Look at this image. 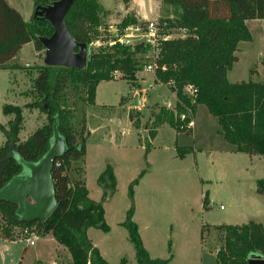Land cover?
Wrapping results in <instances>:
<instances>
[{"label":"trees","instance_id":"16d2710c","mask_svg":"<svg viewBox=\"0 0 264 264\" xmlns=\"http://www.w3.org/2000/svg\"><path fill=\"white\" fill-rule=\"evenodd\" d=\"M53 1L56 0L34 1V4L48 5ZM160 2L173 7L176 12L172 18L159 20L164 31L182 28L186 32L184 37L164 41L155 59L157 79L169 85L176 102L174 109L160 107L153 112L144 143L145 153L156 135L155 130L163 124L177 132L190 133L191 127L187 124L192 121L196 106L203 104L217 119L222 137L234 145L237 152L262 157L264 163V82L251 78L229 82L226 77L227 71L238 60L235 54L238 42L252 39L246 21L264 19V0ZM104 13L97 0H73L64 18L65 26L77 43L89 46L92 37L98 34L97 25ZM136 23L133 16H126L119 23L120 33ZM52 32L51 24L45 19L24 21L6 0H0V69L20 68L10 61L21 47L33 42L34 49L42 51L39 37H48ZM148 52L149 48L143 43L126 46L116 42L91 50L83 69L37 66V75L28 92L33 100L24 106L2 105V114L11 115V118L5 126L0 124L5 138L0 145V189L19 174L21 161L37 162L42 158L50 147L54 130L63 140L64 151L56 156L51 168L56 205L50 215L43 221L24 222L17 214L16 205L0 200L1 239H26L30 232L37 237L51 235L70 253L71 264H109L88 237L87 229L109 231L102 202L115 192L116 180L112 166L106 164L97 177V184L102 189L101 199L89 198L84 171L79 165L84 160L89 137L85 113L90 108L97 109L94 101L96 85L115 79L116 72L131 87L138 86V73ZM254 72L253 67L250 74ZM187 85L196 89L194 96L184 91ZM73 96L74 101H70ZM76 101L83 105L77 106ZM23 108L39 109L45 114L46 122L27 139L20 140ZM135 121L136 118L133 123ZM175 150L176 156L183 158L190 147L176 146ZM72 171L76 173L71 174ZM143 174L144 170L140 171L127 187L130 204L119 225L125 229L132 244L136 264H166L172 255L151 257L133 220V187ZM255 191L264 196V178L256 180ZM206 202L204 194L203 208ZM205 227L200 230L202 241ZM215 228L224 232L223 247L215 254V264H247L251 255L264 257V223L249 221ZM119 264H126V259L121 258Z\"/></svg>","mask_w":264,"mask_h":264},{"label":"rangeland","instance_id":"374dc122","mask_svg":"<svg viewBox=\"0 0 264 264\" xmlns=\"http://www.w3.org/2000/svg\"><path fill=\"white\" fill-rule=\"evenodd\" d=\"M6 1L26 21L31 20L34 0ZM97 1L105 13L100 16L98 34L92 37L87 46L89 54L95 48L108 46L106 41L122 34L119 23L126 16L140 15L143 19H134L144 23L148 20L159 22L176 14L173 7L161 4L160 0ZM246 25L252 39L238 42L235 51L238 60L226 75L229 82L248 78L264 81V24L248 20ZM166 31L173 39L184 37L176 29ZM38 52L33 42H28L10 61L20 68L0 69V124L5 123L4 126L7 118L2 114V104L24 106L33 100L28 92L37 75L35 67L43 65V50ZM145 57L137 77L138 86L131 87L127 81L119 78L118 72L114 74L115 79L100 81L96 85V103L99 106L110 105L112 111L109 108H90L85 113L86 125L90 128L97 118H118L104 122L109 126L110 138L103 136L107 127L88 137L84 160L79 164L84 171L88 196L95 201H100L102 193L97 184L98 175L106 164L115 169V192L102 202L109 231L104 233L96 228H88L87 235L109 264H119L121 258L126 259V264H136L132 244L119 224L124 220L130 204L127 187L144 170L133 187V220L139 226L142 240L150 248L151 257L166 258L171 254L173 260L168 264H215V254L223 247L224 233L215 226L239 225L249 221L264 223V196L255 191L256 180L264 178L263 159L237 152L235 146L222 137L217 119L203 104L195 108L190 133L177 132L168 125L161 126L155 130L158 132L151 140L155 149L150 146L145 153L144 143L153 112L160 107H175L171 88L157 79L153 57L148 53ZM148 63L152 64V69L145 71L144 66ZM253 67L257 73L251 75ZM133 92L140 96V109L131 105L128 108L123 104L134 98ZM73 98L70 101H74ZM76 103L77 106L83 105L81 101ZM91 113L95 117H90ZM126 114L132 115L129 116L132 123L128 122ZM22 115V128L18 136L20 140H25L46 122V116L39 109L29 108H24ZM55 137L60 138L54 130L52 139ZM4 140L0 131V145ZM176 146L190 147V151L179 158L176 156ZM21 166V171L13 178L26 177L27 165ZM204 194L207 202L203 208ZM204 225L209 229L204 228L203 241L200 239L199 242V229ZM64 250L60 247L54 250L58 264H71ZM51 254L52 246L47 240H37L34 246H29L24 238L14 242L0 238V264H47Z\"/></svg>","mask_w":264,"mask_h":264},{"label":"water","instance_id":"95a60500","mask_svg":"<svg viewBox=\"0 0 264 264\" xmlns=\"http://www.w3.org/2000/svg\"><path fill=\"white\" fill-rule=\"evenodd\" d=\"M72 4L73 0H56L48 5L37 4L34 7L32 18H43L53 28L50 36L39 37L44 48L43 64L46 66L83 69L90 57L87 45L77 43L65 26L64 18ZM262 22L264 24V19ZM76 47L78 49L75 51ZM63 151L62 138H53L49 149L37 162L21 161V164L27 165L28 168L26 177L12 178L0 189V200L16 205L21 221H43L54 209L56 198L51 168L56 156L61 155ZM247 264H264V257L251 255Z\"/></svg>","mask_w":264,"mask_h":264},{"label":"built area","instance_id":"2783aa9c","mask_svg":"<svg viewBox=\"0 0 264 264\" xmlns=\"http://www.w3.org/2000/svg\"><path fill=\"white\" fill-rule=\"evenodd\" d=\"M177 32L182 33L185 36L186 30L179 28L176 29ZM164 31L163 27L160 25V22L156 20H148L144 23H136L130 25L123 29V33L120 34L113 40L106 41L107 45H112L114 43H119L121 45L133 46L136 43H143L149 48V56L153 57L152 60L155 61L157 56L160 53L163 42L172 39L171 34ZM152 69V64L148 63L144 66L145 71H150ZM184 91L189 96H194L196 89L190 85L185 86ZM192 121L188 122L187 127H191ZM24 233H28L27 230H24ZM37 236L30 232L28 237L25 239L28 245H33Z\"/></svg>","mask_w":264,"mask_h":264},{"label":"crops","instance_id":"0c3cea01","mask_svg":"<svg viewBox=\"0 0 264 264\" xmlns=\"http://www.w3.org/2000/svg\"><path fill=\"white\" fill-rule=\"evenodd\" d=\"M16 10V9H15ZM18 11V10H17ZM19 12V11H18ZM20 13V12H19ZM21 15V14H20ZM21 17H22V15H21ZM133 17H135L136 19L137 18H141V19H143V17H141L140 15H137V14H135V15H133ZM22 19L24 20V21H26L23 17H22ZM256 21L257 22H259V23H263L262 22V20H258V19H256ZM247 22V21H246ZM37 53L39 54V52L37 51ZM255 72L257 73V70H255ZM259 80V79H258ZM260 81H262V80H260ZM264 82V81H263ZM132 91V90H131ZM172 91V90H171ZM170 91V93L172 94V97H173V105L175 104V102H176V98H175V95H174V93L173 92H171ZM133 94H135V96H134V98H132V100H130V102L128 101H125L123 104H126V106H128V108L129 107H135V108H138V109H140L139 107V97L140 96H137L136 94V92L134 93H132V96H133ZM96 95V94H95ZM127 99H129V98H127ZM126 99V100H127ZM94 101H95V104H96V108L97 109H108L109 108V110L110 111H112L113 109L111 108V106L109 105V106H107V105H104V104H102L101 106H99L97 103H96V99H95V97H94ZM165 102H167V104L168 105H170L169 103H168V101H165ZM6 104V103H5ZM3 105V104H2ZM131 105V106H130ZM138 106V107H137ZM24 109V108H23ZM121 109H123V107H121ZM7 119H6V122H7V120L9 119V118H11V115H4ZM90 117L91 116H93V117H95L92 113H91V115H89ZM130 115H128V114H126V118H128L127 120H128V122L129 123H132V119H130V117H129ZM112 117H109V119H105V118H97V121L91 126V128L88 126L87 127V129H88V131H89V137L91 136V134H97L98 132H102L104 129H106V127H107V130L106 131H104L103 132V136H107L108 138H110L111 137V135H110V130L108 129L109 128V126H107V124H104V122L105 121H108V122H112L113 120H117L118 118H112ZM151 120H152V117H151ZM5 124V123H4ZM4 124H2V125H4ZM164 125H167V124H163V125H161V126H164ZM160 126V127H161ZM192 126H193V121H192V125H191V129H192ZM140 128V127H139ZM159 128V127H158ZM144 131H145V127H144ZM157 132H158V130H157ZM157 132H156V134H157ZM138 135H139V133H138ZM140 136V135H139ZM104 138V137H103ZM153 140V139H152ZM152 141H150V146H151V148L152 149H155V147H154V145L151 143ZM109 144H111V143H109ZM166 149H167V147H165ZM152 149H150V150H152ZM112 168H113V172L115 173V169H114V167L112 166ZM135 210V209H134ZM134 215V214H133ZM200 230L201 229H199V242H200ZM138 231H139V226H138ZM140 233V232H139ZM141 237V236H140ZM142 239V238H141ZM37 240H47L48 242H50V244H51V246H52V254H51V257H50V260H49V262L47 263V264H58V259H56V255H55V253H54V250L55 249H57L58 247H60V248H62V249H65L64 251L67 253V255H68V258H69V260H70V262L69 263H71V261H72V259H71V255H70V253L66 250V248H64L63 246H61V245H58L57 244V242L52 238V236L51 235H45V236H43V237H37V239L35 240V243L33 244V246L37 243ZM12 242H14V241H12ZM142 242H143V245H144V247L147 249V251L149 252V254H150V256H153L152 254H151V251H150V248L148 247V245H146L145 243H144V241L142 240ZM201 244V243H200ZM26 245H28L27 243H26ZM30 246V245H29ZM201 246V245H200ZM96 247H97V245H96ZM98 248V247H97ZM26 249V248H25ZM98 250L100 251V253H101V255L102 256H104L103 255V253H102V251L98 248ZM35 259L36 260H40V259H37V257H35ZM173 260V255L171 256V260L168 262V263H170L171 261ZM41 261V260H40ZM42 263V262H41ZM168 263H166V264H168ZM42 264H44V263H42Z\"/></svg>","mask_w":264,"mask_h":264},{"label":"flooded vegetation","instance_id":"af4514ba","mask_svg":"<svg viewBox=\"0 0 264 264\" xmlns=\"http://www.w3.org/2000/svg\"><path fill=\"white\" fill-rule=\"evenodd\" d=\"M36 6V5H35Z\"/></svg>","mask_w":264,"mask_h":264}]
</instances>
